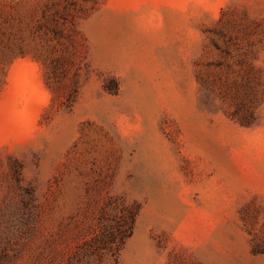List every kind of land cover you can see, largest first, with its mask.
I'll return each mask as SVG.
<instances>
[{
    "label": "rangeland",
    "instance_id": "obj_1",
    "mask_svg": "<svg viewBox=\"0 0 264 264\" xmlns=\"http://www.w3.org/2000/svg\"><path fill=\"white\" fill-rule=\"evenodd\" d=\"M258 52L264 0H0V264H264Z\"/></svg>",
    "mask_w": 264,
    "mask_h": 264
},
{
    "label": "clouds",
    "instance_id": "obj_2",
    "mask_svg": "<svg viewBox=\"0 0 264 264\" xmlns=\"http://www.w3.org/2000/svg\"><path fill=\"white\" fill-rule=\"evenodd\" d=\"M251 63L254 69L264 71V52H258ZM13 71L18 74V90L21 103L24 105L19 113V133L21 136L31 137L35 134V123L31 120L29 106L39 104L47 107L51 94L43 85L41 68L37 62L28 58L19 59ZM4 142L0 136V144Z\"/></svg>",
    "mask_w": 264,
    "mask_h": 264
}]
</instances>
